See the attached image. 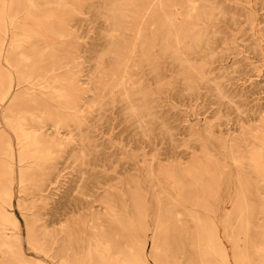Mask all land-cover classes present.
Returning <instances> with one entry per match:
<instances>
[{"label": "rangeland", "instance_id": "374dc122", "mask_svg": "<svg viewBox=\"0 0 264 264\" xmlns=\"http://www.w3.org/2000/svg\"><path fill=\"white\" fill-rule=\"evenodd\" d=\"M13 1L14 9L18 0ZM35 1L45 14L56 10V17L42 19L46 27L52 22L56 29L64 19L69 32L57 39L49 30H41L40 36L46 37L40 47L52 43L56 50L46 52L45 62L36 66L18 62L20 51L38 61L31 45L22 40L23 29L34 22L24 12L28 0H20L17 39L22 49L10 52L13 92L16 99L24 89L39 94L35 90L39 86L28 84L23 73L38 77L44 66L56 62L61 65L60 82L53 84L50 78L49 85L65 96L56 98L43 87L44 95L36 97V103L21 99L7 103L0 116L4 108L8 119L16 113L44 120L55 110L59 115L67 113L69 124L59 131L72 141L68 150L58 154L61 171L41 200L31 199L26 186H15L10 211L21 224L25 258L61 264L53 254L47 256L27 243L26 219L32 220L33 204L40 202L48 210L44 220L55 216L62 220L51 231L67 224L74 233L84 212L96 215L92 210L114 204L116 217L106 210L98 215L104 243L114 252L143 249L147 264H198L192 216L202 197L214 206L227 199L228 216H218L222 233L227 229L229 235L244 240L245 230L250 238L261 232L264 200L254 191L258 184L264 187L260 183L264 172L257 171L263 162L251 159L254 153L264 154L259 149L264 134V0H51L55 3L49 7L46 0ZM115 1L124 6L129 23L134 22V6L128 4L137 5L144 31L150 35L148 61L137 55L128 75L120 71L115 76L119 57L107 47L121 40V33L111 26L114 11L108 3ZM167 1L174 4L168 6ZM87 3L93 8H85ZM125 33L131 41V33ZM0 121L3 125L2 116ZM50 126L44 123L43 129ZM9 133L16 143L14 133ZM15 165L18 170V157ZM85 183H93L101 196L94 207L79 211L73 197ZM243 196L249 209L241 213ZM83 198L94 200L91 191ZM246 217L251 222L248 229ZM224 243L230 249L231 244L225 239ZM77 253V259L86 258L82 248ZM249 257L248 264H256L257 257ZM93 258L98 261L96 254Z\"/></svg>", "mask_w": 264, "mask_h": 264}, {"label": "bare ground", "instance_id": "6f19581e", "mask_svg": "<svg viewBox=\"0 0 264 264\" xmlns=\"http://www.w3.org/2000/svg\"><path fill=\"white\" fill-rule=\"evenodd\" d=\"M13 0H0V109L7 103L16 102L19 99L25 100L29 103H36V97L42 98V88H48L49 92L56 98H64V91L53 85H49L51 78L53 84L60 82L57 70L61 68L59 63H51L49 66L42 68V74L38 77H33V74H24L23 78L29 81L28 84L35 83L39 86L35 90L37 93H27L26 90L21 91V97L16 99L14 90V75L11 71L10 52L13 48L22 49V41L17 39L18 22L20 8V0L14 6H11ZM54 1L46 0L44 4H54ZM168 6L174 4V1L168 2ZM109 8L113 9L112 28L115 32L121 33V40L117 42L111 41L108 43V51L118 55L115 63L117 76L120 71L128 75V67L138 55L145 57L148 61L150 56V35L145 33V22L139 19V7L134 6L133 17L134 22L126 21L122 4L115 2L108 3ZM93 4H86L85 8L91 9ZM124 7V6H123ZM137 7V8H136ZM49 10V13H43L40 5L35 0H28V5L25 9L27 20L34 22L31 28H24L22 32V40L31 45L30 51L36 54L38 61H35L29 52H19L18 62L30 61L33 66L38 62L44 63L47 53L54 52L56 48L51 44L46 43L40 47V43L44 41L46 35L40 36L41 30L48 31L51 35L60 39L68 35L69 30L64 29V19L58 22V27L54 29L52 26L56 23H50L49 27L43 24L42 19H52L56 10ZM93 10V9H92ZM25 16V17H26ZM56 17V16H55ZM67 27V25H66ZM21 30V29H20ZM131 34V41L128 39L127 32ZM21 36V35H20ZM103 35H99L101 41L104 39ZM119 38V36H118ZM127 39L130 41H127ZM45 42V41H44ZM19 43V44H18ZM47 52V53H46ZM35 56V55H34ZM11 67V68H10ZM79 83V80L77 81ZM46 84V86H44ZM48 84V85H47ZM33 96V97H32ZM67 108V107H66ZM2 110V123L0 121V264H39L25 258L22 254L25 239L21 235V224L18 218L10 211L15 200V186L19 184L21 187H27L31 199L41 200L44 192L48 186L57 178L61 171V166L57 161V156L60 152L68 150L72 139L63 137L59 129L63 125L69 124L70 116L66 113L58 114L55 110L52 114H47L46 120L36 115L30 114L26 116L25 113H16L13 117L8 119ZM0 116V117H1ZM51 123L54 129H43L44 123ZM30 123H37L38 128L28 126ZM9 132L14 133L16 143H14ZM262 148L264 152V134L262 137ZM17 149V151H16ZM71 152V150H70ZM69 153V152H68ZM264 154L254 153L252 161L260 164L263 162L261 168L257 171L264 172ZM18 157L19 169L17 170L15 160ZM96 160H100L96 158ZM95 163V162H93ZM93 180H97L93 177ZM264 179L260 178V183ZM259 183V182H258ZM83 189L85 192H83ZM80 190L82 192H80ZM77 195L73 197L76 208L84 210L88 206L94 207L93 203L100 200V194H96V186L92 184H83L80 186ZM94 197L93 201H87L83 197L86 192H90ZM254 196L260 200H264V187L258 184ZM227 199L222 198L217 200V203L209 201L202 197L199 199L197 208L200 210L196 212L193 218L197 228V248H198V264H248L249 256L257 257L256 264H264V232L254 233L253 238H250L248 231L245 234L244 240L238 236H231L227 229L222 233L219 228V213H222L226 219L228 210L225 208ZM244 208L241 213L248 212V202L243 196ZM35 209L32 220L26 219L27 225V243L39 252L46 254H53L61 264H147L144 257V250L140 251L137 247L130 249L127 252H114L109 243H104L106 240L104 230L100 229L102 226L98 223L99 213H104L106 210L108 215L111 213L114 217L117 206L108 204L105 208L92 210L96 215L82 214L81 221L76 223L77 231L74 233L70 226L65 224L61 226L60 230H50V227L56 224H61L62 220L55 216L53 220H44V216L48 214L46 204H33ZM204 212V213H201ZM105 212V214H107ZM110 216V215H109ZM264 216V215H263ZM219 221V222H218ZM257 221H260L259 219ZM177 222L181 220L177 218ZM223 222V221H222ZM246 228L250 226L251 222L245 218ZM148 226L144 232H147ZM77 233V234H76ZM224 239L231 244L230 249L224 243ZM243 242V245H241ZM82 248L86 253L85 259H77V251ZM94 254H96L98 261H94Z\"/></svg>", "mask_w": 264, "mask_h": 264}]
</instances>
